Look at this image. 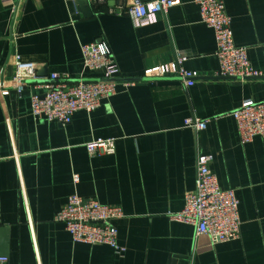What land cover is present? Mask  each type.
Returning <instances> with one entry per match:
<instances>
[{"label":"crops","instance_id":"0c3cea01","mask_svg":"<svg viewBox=\"0 0 264 264\" xmlns=\"http://www.w3.org/2000/svg\"><path fill=\"white\" fill-rule=\"evenodd\" d=\"M77 0H0V77L11 79L13 58L38 63V73L68 82L99 78L84 67L81 45L105 41L121 75L118 93L92 112L77 111L63 125L31 114V81L19 98L0 94V250L9 264H264V137L242 144L231 113L246 99H264V0H225L235 43L248 50L258 77L215 75L214 30L194 0H178L157 21L136 25L111 13L113 2L84 16ZM185 57L199 75L187 86L176 75L146 77L145 70ZM208 126H185L190 116ZM113 137L115 151L91 155L86 142ZM211 154L223 188L239 198L237 239L211 243L170 213L193 190L197 156ZM79 180H74V175ZM122 207L115 220L118 254L106 244L76 242L55 214L70 194ZM6 244V246H3Z\"/></svg>","mask_w":264,"mask_h":264},{"label":"built area","instance_id":"2783aa9c","mask_svg":"<svg viewBox=\"0 0 264 264\" xmlns=\"http://www.w3.org/2000/svg\"><path fill=\"white\" fill-rule=\"evenodd\" d=\"M11 1V0H3ZM93 5L112 1L111 13H127L136 25H148L157 21L159 13L167 14L178 0H89ZM199 6L201 20L214 30L216 38V56L219 70L215 75L222 77L249 78L258 77L261 72L255 69L249 59L248 50L235 43L232 17L226 11L225 0H194ZM84 67L90 71H99L98 79L87 80L82 77L76 82H68V75L52 73L40 76L38 63L24 59L20 54L13 58L14 72L11 79L0 77V94L5 96L15 89L19 98L23 97L29 82H38L42 93L30 96L31 114L39 119L57 121L68 125L73 115L80 110L92 112L101 106L103 100L118 93L119 84L134 83L132 80L118 82L121 70L114 59L110 46L105 41L83 43L81 45ZM185 57H178L171 63L158 65L145 70L146 77L176 75L191 86L198 77L196 71L183 65ZM231 115L238 126L240 141L246 144L256 136L264 137V99H246ZM211 117L190 116L185 126L202 130L208 126ZM113 137L94 138L86 142L91 155L113 153ZM211 154L197 156V176L193 190L185 194L182 210L170 213V217L179 222L192 224L199 236H206L211 243L217 244L239 238L241 217L239 198L234 189L223 188L218 176L211 169ZM79 180V175H74ZM124 217L122 207L108 205L97 199H86L77 193L70 194L66 204L55 214V221L61 222L76 242L106 244L118 254L124 249L119 243L118 228L115 220ZM0 264H9L8 257L0 256Z\"/></svg>","mask_w":264,"mask_h":264},{"label":"water","instance_id":"95a60500","mask_svg":"<svg viewBox=\"0 0 264 264\" xmlns=\"http://www.w3.org/2000/svg\"><path fill=\"white\" fill-rule=\"evenodd\" d=\"M76 2L79 11H81L84 14V16L90 17L93 15L92 4L90 3L89 0H77ZM94 79H98V78H88L87 80H94ZM1 246H2V242L0 240V247ZM3 246H6V244H4ZM6 254H7L6 250H0V256H7Z\"/></svg>","mask_w":264,"mask_h":264}]
</instances>
